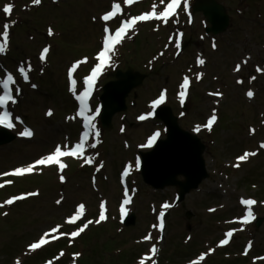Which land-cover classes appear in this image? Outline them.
<instances>
[{
  "label": "rangeland",
  "instance_id": "rangeland-1",
  "mask_svg": "<svg viewBox=\"0 0 264 264\" xmlns=\"http://www.w3.org/2000/svg\"><path fill=\"white\" fill-rule=\"evenodd\" d=\"M218 1L227 7L230 15V25L224 34H208L206 28L210 25L205 17L192 10L195 0H183L177 15L167 24L157 20L138 22L115 47L112 63L96 86L93 111L99 107L102 84L108 77L114 78L116 68H132L147 73L148 77L130 93L127 110L114 116L109 130L101 129L98 117L95 120L100 142L86 152L95 157L93 164L82 166L81 163L86 164L83 159L70 157L63 159L67 165L63 172L40 166L31 174L3 177L4 173L50 154L57 145L73 146L77 142L81 124L78 118L70 119L76 116L77 101L69 80L76 79L77 91L82 89L84 78L101 50L106 24L109 28L118 19L149 12L154 3L157 11H163L168 0L164 4L160 0H135L131 5L125 0H41L39 4L33 0H0V33L5 23L15 22L9 29L8 49L0 53V68L13 73L17 78L13 87L21 90L16 97L18 102L10 105L14 127L4 126L18 137L0 146V185H3L0 187V205H3L0 264H34L36 255L44 253L41 263L54 254V244L49 240L38 252L30 250L29 245L57 225L60 232L54 235L71 238L70 234L68 237L61 233L70 227L77 231L90 220L93 223L81 237L86 238V250L76 241L73 247L83 254L69 264H80L86 254L85 261L93 264L101 263V254L107 255L106 262L114 260L115 264H141V261L143 264L153 261L155 264H232V261L264 264V221L256 227V220L264 218V148L261 147L264 144V0ZM9 3L14 7L11 15L6 16L2 9ZM113 3L121 5L122 13L105 22L101 17ZM178 33H183L179 38L180 48L176 46ZM169 37H173L171 42ZM182 46H185L183 50ZM44 47H49V53L42 61ZM84 58L87 62L80 63L70 77L71 66ZM198 58L204 59L205 64L199 65ZM21 62L32 65L27 81L17 71ZM238 64L240 70L236 71ZM198 73L203 74L200 80L196 79ZM185 76L191 83L182 104L178 94ZM22 81L27 83L21 85ZM165 89L164 104L171 106L181 127L197 134L205 143L204 157L210 174L197 190L175 206L177 187L155 190L143 182L136 167L138 160L140 163L138 152H146L156 143L150 148L140 147L152 133L160 132L157 140L166 137L164 124L154 115L144 121L138 119L152 111V101ZM249 90L254 93L251 98L246 95ZM216 92L222 95H211ZM213 109L218 119L208 130L203 125ZM49 110L51 116L47 114ZM20 120L23 126H19ZM198 125L201 130L196 132ZM25 129H31L33 136H21ZM246 152L256 155L238 161ZM237 163L239 167L235 166ZM129 165L132 167L127 180L131 196L128 211L129 215H135V220L133 225L125 227L118 218L119 202L125 193L118 175ZM61 175L65 177L63 182ZM30 192L38 195L12 205L5 203ZM241 198L257 201L251 206L256 218L247 224L240 220L247 212ZM57 200L61 203L57 204ZM102 202L109 218L96 223ZM78 204L85 206V216L75 224L69 223ZM165 204L171 207L165 209ZM161 211H164L163 231L158 227ZM187 212L191 213L189 219ZM233 229L236 231L229 243L221 245L220 241L227 238L225 234ZM149 234L152 238L145 240ZM153 245L158 249L154 256ZM66 248L68 252L71 250ZM201 255L205 257L202 261Z\"/></svg>",
  "mask_w": 264,
  "mask_h": 264
},
{
  "label": "snow or ice",
  "instance_id": "snow-or-ice-1",
  "mask_svg": "<svg viewBox=\"0 0 264 264\" xmlns=\"http://www.w3.org/2000/svg\"><path fill=\"white\" fill-rule=\"evenodd\" d=\"M125 2L128 5H131L135 2V0H125ZM33 3L39 4L41 3V0H33ZM160 3L164 4V0H160ZM181 3H182V0H168V3L163 8V11H157L158 6L154 3L151 11L145 12L142 15H135V16H131L128 18H124L122 20L121 25L117 29H115L114 33L111 29L107 27V24H106L104 27L105 36L103 39V47L97 53V56H96L97 63L94 65L93 69L91 70V73L84 78V83L86 85L84 90L81 91L79 94H77V80L71 79V85H72L71 91L75 95L76 100L79 102V109H78L76 116L70 117V119H76L77 117L82 118L83 129H84L80 135L79 141L76 142L73 146H68L67 144L57 145L50 154L44 155L41 158L36 159L33 163L28 164L27 166L17 167L11 173H4L3 175L23 176L25 174L33 173L37 167L52 166V165H57L59 167V170L63 172V170L67 167V165L62 160L63 157H73L77 159H83L86 164H89V165L93 164L95 162V157L86 155V152L89 148L95 149L100 142L99 141L100 131L96 128V124H95L96 117L100 114V108L99 107L95 108L94 114H93V109L90 106V98L93 95L94 87H95L98 77L102 74L103 70L106 67L110 66V63L112 60V54H114L116 45L120 44L124 40V38L129 34V32L135 28L138 22L157 20V21H163L164 24H167L173 16L177 15V9L180 7ZM13 7L14 5L9 3L3 7L2 11L6 16H10L13 11ZM121 13H122L121 5L119 3H113L112 10L106 12L101 17V19L105 22H108ZM14 23L15 22L12 21L10 23H5L3 26L4 31L0 33V36H2V39H0V53H5L8 49V42L10 38L9 29ZM51 34L52 32L50 29L49 35ZM176 35H177L176 46L177 48H180L179 38H182L183 33H178ZM172 39L173 37H169L170 42L172 41ZM213 47L214 48L216 47L215 43H213ZM48 53H49V47H44L41 52L40 59L42 61L45 60L47 58ZM86 62H87V58H84L83 61H77L76 63H74L69 70V76L71 77L72 74L76 72L80 63H86ZM197 63L199 65H204L205 60L202 58H198ZM245 63H247V61H245ZM31 70H32V65L30 63H27L26 65L24 62H21L17 71L22 76V78L25 81H27L29 80V72ZM239 70H240V65L238 64L236 66V71H239ZM257 70L260 71V68L258 67ZM202 76H203L202 73H198L196 76V79L200 80L202 79ZM252 79H255V77H252ZM190 83H191L190 78L188 76H185L181 84L182 90L178 94L181 99L182 104L184 102L185 97L187 96ZM238 83H242V81H238ZM14 85H17V80L15 76L13 75V73L11 71H7L3 68H0V113H2L0 114V125H6L8 128L14 127L13 116H12V111L10 109V105H14L18 102L16 97L21 91L19 87H15L14 89L13 87ZM35 87L36 85H33V88ZM166 95H167V90L166 89L162 90L159 97L152 101V104H151L152 111L146 114L140 115L138 119L140 121H144L150 118L151 116H153L155 113V109L158 106L165 103ZM211 95L221 96L222 93L216 92V93H212ZM246 95L251 98L253 97L254 93L253 91L249 90L247 91ZM47 114L51 116L52 111L49 110ZM15 119H19V118L17 117ZM217 119L218 117L216 114V109H213L212 114L207 119V122L205 125H203V127L207 128L208 130H211L213 125L216 123ZM194 130L196 132H199L201 130V126L198 125ZM20 135L24 137H31L33 136V131L31 129H25L24 131L20 133ZM160 135L161 134L159 131L154 132L148 138L147 142L144 145H141L140 147H143V148L152 147L153 144L160 137ZM90 140L94 142H90ZM261 147L264 148V144H261ZM250 155L254 156L256 155V153L246 152L243 155L238 157V161H246ZM235 166L239 167V163H237ZM102 167H103V162L100 163V168ZM131 167L132 165H129L128 168L125 169L123 173L125 176L129 174V170L131 169ZM136 167L137 168L139 167V160L137 161ZM97 171H99V168H97ZM60 179L63 182L65 177L61 175ZM7 183L10 184L12 182L7 181ZM2 186L3 185H0V187ZM36 195H38L37 192L21 194L19 196H15V197H12L11 199H8L7 201H5V203L8 205H12L15 201L23 200V199L28 198L29 196H36ZM125 197L126 199L123 201V203L127 205L131 201V196L128 195L127 188L125 189ZM60 203L61 201L57 200V204H60ZM241 203L247 206V212L241 218V222L244 224L250 223L252 220L256 218L252 211L251 206L255 205L257 201L254 199H250V198H247V199L241 198ZM2 206L3 205H0V207ZM169 207H171L170 204L163 205V208L165 209ZM101 209L102 210L100 212L99 219L95 221L96 223H100L101 221H104L106 219V215H105L106 209L104 208L103 202L101 205ZM84 211H85V206L83 204H80L78 206V210L75 212L74 215L70 217L68 222L75 223L76 221H78L83 216ZM122 212L124 213V215H127V208H122ZM159 219H160V223L158 227L161 231H163L164 211L160 212ZM91 223H93V221L91 220L88 221L82 227H80L77 231L71 232L70 235L72 237L79 236L82 232L85 231V229ZM153 227H157V226L153 225ZM235 231H236L235 229L228 231L225 234L227 238L222 239L220 241V244L227 245ZM59 232H60L59 225H57L56 227H52L50 231L45 232L43 236L37 242L32 243L30 245V249L31 250L40 249L42 246L48 244L50 242L49 237H51V239L53 240L59 239V236L54 235ZM61 235H65V234L61 233ZM151 238H152L151 234H149L144 239L150 240ZM251 246H252L251 242H249L248 247L251 248ZM151 252L153 256L157 254L158 249L155 247V245L152 246ZM204 258H205L204 255L200 256L201 261L204 260ZM141 264H143V261H141ZM153 264H155V261H153Z\"/></svg>",
  "mask_w": 264,
  "mask_h": 264
},
{
  "label": "water",
  "instance_id": "water-1",
  "mask_svg": "<svg viewBox=\"0 0 264 264\" xmlns=\"http://www.w3.org/2000/svg\"><path fill=\"white\" fill-rule=\"evenodd\" d=\"M194 11L202 12L211 23L207 32L220 34L228 29L227 9L217 0H197ZM117 78V81L110 82L104 87L102 95L105 106L102 122L107 128L111 126L112 116L126 109V97L133 88L142 84L145 75L130 69L126 72H118ZM157 114L167 127V139L159 141L152 151L144 155L143 176L147 183L156 188H164L167 185L179 186L183 199L186 193L197 188L208 176L202 157L205 147L196 135L179 126L178 118L170 107H161ZM14 139L15 136L9 131L0 129V145ZM179 175H184L186 180L178 181ZM134 220L135 216H130L127 225L133 224ZM262 222V219L258 220L257 226Z\"/></svg>",
  "mask_w": 264,
  "mask_h": 264
},
{
  "label": "trees",
  "instance_id": "trees-1",
  "mask_svg": "<svg viewBox=\"0 0 264 264\" xmlns=\"http://www.w3.org/2000/svg\"><path fill=\"white\" fill-rule=\"evenodd\" d=\"M77 242L82 243V245H81L82 249H85V250H86V246H85V243H84V242H86V238H85V237L80 238L79 240H77ZM64 247H66V243L60 241V242H58V243L54 246L53 249H54V251H57L58 249H60V248H64ZM109 251H110V250H109ZM70 253H71V254H75V253H81V254H83L82 251L75 250V247H74V248H71ZM109 253H110V252H109ZM43 256H44V253H40V254L36 255V257H37L38 260H40ZM104 256H107V255H106V254H101V255H100L101 263H95V264H115V263H113V262H115L114 260H112L110 263L106 262V258H104ZM69 257H70V256H69ZM69 257H68L67 259H62L63 263L67 264L68 261H69V260H68ZM87 257H88V256H87V254H86V257H85L84 259H81V260H80V264H93V263H91L90 260H88V262L85 261V260H87ZM100 259H99V260H100ZM125 260H126V259H124V261H125ZM231 263H232V264H238V263H236L235 261H232ZM29 264H30V263H29Z\"/></svg>",
  "mask_w": 264,
  "mask_h": 264
}]
</instances>
